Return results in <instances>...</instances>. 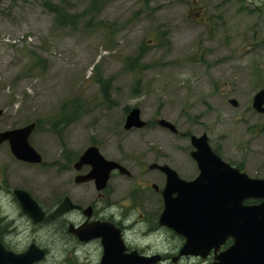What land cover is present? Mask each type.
Wrapping results in <instances>:
<instances>
[{"label":"rangeland","instance_id":"1","mask_svg":"<svg viewBox=\"0 0 264 264\" xmlns=\"http://www.w3.org/2000/svg\"><path fill=\"white\" fill-rule=\"evenodd\" d=\"M46 1L85 15L58 26ZM142 46L145 68L132 70L126 59ZM109 78L106 97L100 79ZM262 88L264 9L249 0H0V132L36 122L29 141L43 156L26 163L0 144V187L27 190L45 210L61 195L92 194L66 162L91 145L132 172L109 181L127 194L139 183L165 185L148 168L155 162L194 179L191 136L204 133L223 159L264 178V114L253 108ZM74 101L78 120L59 135L53 123ZM134 107L148 125L126 130ZM162 118L179 133L159 126Z\"/></svg>","mask_w":264,"mask_h":264},{"label":"water","instance_id":"2","mask_svg":"<svg viewBox=\"0 0 264 264\" xmlns=\"http://www.w3.org/2000/svg\"><path fill=\"white\" fill-rule=\"evenodd\" d=\"M233 106L238 105L236 99L230 100ZM253 108L264 114V88L260 89L253 100ZM3 110H0V120ZM158 124L178 133L176 125L166 119H160ZM147 125L142 118L141 109L132 108L126 116L125 129H141ZM36 128L32 122L24 127L0 132V144L9 142L12 153L17 159L41 163L42 155L30 144L29 137ZM191 141L195 149L191 152L197 161L199 174L193 180L180 177L179 173L168 164L152 163L150 169H160L167 175L163 190L165 211L161 223L187 236L188 242L183 253H191L196 241L203 239L224 241L232 236L234 245L227 255L238 254L254 259L255 264H264V178H254L242 172L238 167L225 161L210 145L207 134L192 135ZM83 165H91V171L85 176H78L76 181L95 180L99 190L105 188L111 173L119 169L122 174L131 176V171L116 160L107 159L96 145L89 146L75 163L76 169ZM23 212L27 213L34 223L42 222L46 213L35 198L25 189L14 190ZM249 198L262 199L255 205H245ZM77 207L70 198H66L53 213L52 217L60 216ZM222 208L223 213L211 211ZM211 212V213H210ZM239 252V253H238ZM112 255L107 254L105 261ZM128 255L127 262L122 264H151L148 261L134 260ZM133 258V260H132ZM43 259V250L37 245H30L26 251L15 252L6 246L0 248V264H35Z\"/></svg>","mask_w":264,"mask_h":264},{"label":"clouds","instance_id":"3","mask_svg":"<svg viewBox=\"0 0 264 264\" xmlns=\"http://www.w3.org/2000/svg\"><path fill=\"white\" fill-rule=\"evenodd\" d=\"M256 8L264 9V0H249ZM117 203L105 204L99 198L96 208L99 216L109 221L120 233L126 251H135L143 260L156 257L157 264H193L191 258L178 256L184 240L173 229L158 219L150 220L137 207L128 208ZM65 222L61 227L55 220L35 225L28 214L22 212L15 199L14 190L0 187V248L7 246L12 251H26L35 244L43 250L39 264H101L104 249L99 239L78 240L67 231L70 226L79 229L85 218L79 210L62 214Z\"/></svg>","mask_w":264,"mask_h":264},{"label":"flooded vegetation","instance_id":"4","mask_svg":"<svg viewBox=\"0 0 264 264\" xmlns=\"http://www.w3.org/2000/svg\"><path fill=\"white\" fill-rule=\"evenodd\" d=\"M69 156L71 158L68 160ZM79 157L80 155L77 157V159H73L71 153L69 154L67 153L66 156V162L69 164V168H72L74 172V182L78 186H95L96 191H93L92 194L91 192L84 193L83 191H74V193L71 194L61 195L57 204H55L53 209L50 210H45L40 205L44 209L46 213V217L39 224L52 222L53 220H55L56 223H58L61 227H63L65 222L62 219V215L57 216L55 218L52 217V215L66 198H70L72 203L77 206L71 210H79L85 218V224L83 225V227L79 229H73L69 226L67 228V231L71 232L73 236L78 240L99 239L104 249L103 257L101 259V264H122L119 263L118 260L123 263L127 262L128 255L135 256L134 260L139 259L143 261V259H141L135 251L125 250L124 245L121 242L119 231L116 228H114L109 221L99 216V209L96 208V203L99 198L103 197V202L105 204L117 203V204H121L122 206L127 205V207L125 208V213H127L128 208L137 207L150 220L158 219L161 222V217L163 215V212L165 211V199L163 196V190L166 186V183L164 186L163 184H156L149 182L144 184L139 183L138 185L133 187L131 193L127 194L126 192L121 191L123 190L122 189L123 186L109 184V181L111 180L113 175L119 173L121 175H124L121 173L119 169H115L111 173V177L105 188L99 190L95 180H88L82 182L76 181L78 176H85L92 169L91 165H83L81 169H76L75 163L78 161ZM162 164H167V163H162ZM144 170L147 169L144 168ZM150 170L158 171L161 175L167 178V175L164 172H162L160 169L155 168ZM261 202H262L261 199H247L244 201V204L255 205ZM223 211L224 210L220 207L213 209L211 212L212 213L215 212L216 214H219L220 212L223 213ZM173 230L177 234H179L181 238L184 240V246L180 249L178 256L184 257L185 259L191 258L193 264H244L246 260L245 258L242 257L240 258L238 254L227 255L230 248L235 243V239L232 236L227 237L224 241H220L219 239H215V240L203 239L200 241H196V246L191 249V253L185 254L183 253V249L187 245L188 238L187 236L178 233L175 229ZM107 254L112 255V257L109 260L105 261V256ZM157 259L159 258L153 257L150 258V260H144V261H148L151 264H157ZM135 262L138 264L137 260H135ZM67 264H74V261L70 259L67 262ZM172 264H176V258H173ZM248 264H255L252 255L251 257L248 258Z\"/></svg>","mask_w":264,"mask_h":264},{"label":"trees","instance_id":"5","mask_svg":"<svg viewBox=\"0 0 264 264\" xmlns=\"http://www.w3.org/2000/svg\"><path fill=\"white\" fill-rule=\"evenodd\" d=\"M46 6L54 12L56 16V23L58 26L61 27H68V26H74L79 23L80 19L85 15V13H70L67 11L62 5L49 3L46 1ZM96 6V2L93 3V5L90 6L91 9H94ZM145 57V50L144 46H142L138 53L134 57H128L126 59V66H129V68H132V70L138 69V68H145V65L143 64V59ZM113 79H100L101 88L104 92V95L106 97L109 96L108 91H110V86L112 85ZM139 80L136 82V86L134 87V90H137L139 87ZM82 106L78 101H74L70 106L68 104L62 105V111L58 118L54 121L53 127L57 131L59 135L62 134L63 128L65 126H68L70 123L77 121L79 117V112L81 110ZM69 154V153H68ZM71 157H68V160Z\"/></svg>","mask_w":264,"mask_h":264}]
</instances>
